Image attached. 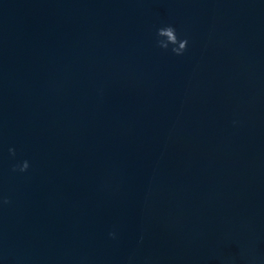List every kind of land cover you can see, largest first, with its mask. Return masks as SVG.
I'll return each instance as SVG.
<instances>
[{
    "label": "water",
    "instance_id": "95a60500",
    "mask_svg": "<svg viewBox=\"0 0 264 264\" xmlns=\"http://www.w3.org/2000/svg\"><path fill=\"white\" fill-rule=\"evenodd\" d=\"M263 164L264 0H0V264H191Z\"/></svg>",
    "mask_w": 264,
    "mask_h": 264
},
{
    "label": "clouds",
    "instance_id": "9594fccd",
    "mask_svg": "<svg viewBox=\"0 0 264 264\" xmlns=\"http://www.w3.org/2000/svg\"><path fill=\"white\" fill-rule=\"evenodd\" d=\"M158 36L159 37L166 36V37L169 38V41L172 44L171 50L176 55L183 54L184 51L187 48V45H188V40L187 39H180L179 47L175 46L176 43H177L178 35H177L176 29L173 26H171V25L161 28L158 31ZM160 46L163 47L164 49H168L169 48V43H165V42L161 41L160 42ZM10 151L13 153V155L15 154V150L14 149H10ZM29 166H30L29 162L27 160H25V161L22 162V164L17 165V168L19 169L20 172H25V171L28 170ZM13 170L15 171L16 169L14 168ZM110 235L115 237V233H111Z\"/></svg>",
    "mask_w": 264,
    "mask_h": 264
}]
</instances>
